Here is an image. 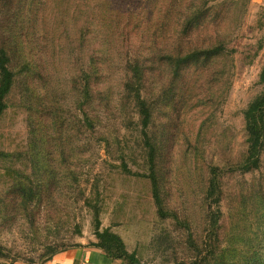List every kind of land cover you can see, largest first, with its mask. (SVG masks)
Returning a JSON list of instances; mask_svg holds the SVG:
<instances>
[{
  "label": "rangeland",
  "instance_id": "rangeland-1",
  "mask_svg": "<svg viewBox=\"0 0 264 264\" xmlns=\"http://www.w3.org/2000/svg\"><path fill=\"white\" fill-rule=\"evenodd\" d=\"M0 49V264L104 232L139 264H264V142L244 116L264 0H0Z\"/></svg>",
  "mask_w": 264,
  "mask_h": 264
},
{
  "label": "trees",
  "instance_id": "trees-1",
  "mask_svg": "<svg viewBox=\"0 0 264 264\" xmlns=\"http://www.w3.org/2000/svg\"><path fill=\"white\" fill-rule=\"evenodd\" d=\"M222 47H217L206 52L188 55L178 61L180 63L190 62L209 57L220 52ZM9 57L5 50L0 49V117L6 109L5 98L10 93L14 83V73L9 68ZM260 83L264 86V68L260 75ZM89 94V90H88ZM246 130L249 135V143L252 150L260 149L264 142V89L262 93L249 105L245 112ZM217 179L213 180L212 188H216ZM217 189V188H216ZM99 243L95 245L102 248L112 258L126 259L130 264H137L138 260L135 254H129L124 247L121 239L113 233H98ZM54 253L52 256H54ZM51 258V257H50Z\"/></svg>",
  "mask_w": 264,
  "mask_h": 264
},
{
  "label": "crops",
  "instance_id": "crops-1",
  "mask_svg": "<svg viewBox=\"0 0 264 264\" xmlns=\"http://www.w3.org/2000/svg\"><path fill=\"white\" fill-rule=\"evenodd\" d=\"M95 244L83 243L77 247L58 252L41 264H130L126 259L112 258ZM12 264L31 263L17 261Z\"/></svg>",
  "mask_w": 264,
  "mask_h": 264
}]
</instances>
